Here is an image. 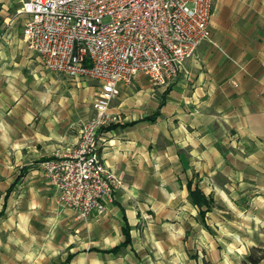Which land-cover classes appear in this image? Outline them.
Returning a JSON list of instances; mask_svg holds the SVG:
<instances>
[{
    "label": "crops",
    "instance_id": "0c3cea01",
    "mask_svg": "<svg viewBox=\"0 0 264 264\" xmlns=\"http://www.w3.org/2000/svg\"><path fill=\"white\" fill-rule=\"evenodd\" d=\"M214 1L210 39L173 80L120 85L97 153L124 184L81 219L40 162L76 145L98 82L33 60L19 0H0V250L24 264H242L264 245V26L228 24L240 0ZM188 183L211 200L202 218Z\"/></svg>",
    "mask_w": 264,
    "mask_h": 264
},
{
    "label": "built area",
    "instance_id": "2783aa9c",
    "mask_svg": "<svg viewBox=\"0 0 264 264\" xmlns=\"http://www.w3.org/2000/svg\"><path fill=\"white\" fill-rule=\"evenodd\" d=\"M27 48L42 66L72 79L89 78L99 90L76 145L40 162L57 202L77 218L102 215L123 179L97 153L98 131L109 108L137 74L165 85L210 38L213 0H19Z\"/></svg>",
    "mask_w": 264,
    "mask_h": 264
},
{
    "label": "rangeland",
    "instance_id": "374dc122",
    "mask_svg": "<svg viewBox=\"0 0 264 264\" xmlns=\"http://www.w3.org/2000/svg\"><path fill=\"white\" fill-rule=\"evenodd\" d=\"M256 1L258 2V6L252 7V5H251L252 0H240L241 4L238 5L236 12H232V13L227 15V17H230V19H231V20L229 19L228 24H231V22H233L234 24H237L238 27H240V26L249 27L251 16L252 15H258L260 18L261 26H264V0H256ZM214 2L215 1L213 0V9H214ZM16 21H18V19L14 20V22H16ZM18 26L21 28L22 25L19 23ZM31 58L33 60L37 61L36 59H38V56L34 52H32ZM36 63L40 64L39 62H36ZM44 71H46V70H44ZM59 76H61V75H59ZM86 81L91 86L97 85V81L94 79H88ZM10 246L11 245L8 244L9 248H10ZM257 247L264 249V245L257 246ZM22 254L23 253H19V252L12 254L11 251L7 252L4 250H0V264H24L25 261H23L24 256Z\"/></svg>",
    "mask_w": 264,
    "mask_h": 264
},
{
    "label": "trees",
    "instance_id": "16d2710c",
    "mask_svg": "<svg viewBox=\"0 0 264 264\" xmlns=\"http://www.w3.org/2000/svg\"><path fill=\"white\" fill-rule=\"evenodd\" d=\"M188 190H189V198L193 204L199 207V216L202 218L205 215V212L210 207L211 200L206 198L198 187L191 189L190 183H188ZM2 213L3 211H0V216L2 215ZM124 231L126 235V240H125L126 243L128 242V231L126 229ZM113 250H116V248ZM262 258H264V249L260 247H253L243 259L242 264H259ZM203 264H211V263L204 261Z\"/></svg>",
    "mask_w": 264,
    "mask_h": 264
}]
</instances>
